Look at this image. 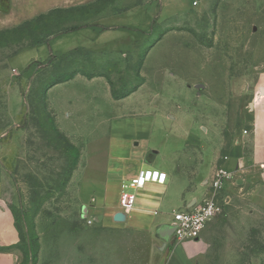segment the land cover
I'll return each instance as SVG.
<instances>
[{
    "label": "rangeland",
    "instance_id": "obj_1",
    "mask_svg": "<svg viewBox=\"0 0 264 264\" xmlns=\"http://www.w3.org/2000/svg\"><path fill=\"white\" fill-rule=\"evenodd\" d=\"M133 1H163L165 17L189 14L176 20L174 35L182 47L197 53L192 56L197 61L192 67L187 62L177 67L197 75L196 82L206 87L188 93L175 86L172 91L183 101L187 120L182 122L183 128L187 130L192 120L201 135L209 134L216 171L223 166L230 146L243 139L247 113L262 86L264 0H195L194 5L200 2L195 7L193 0ZM120 2L130 4L132 0ZM85 14L57 12L30 27L0 32V157L7 174L4 198L19 226L17 242L0 244V264H33L37 255V264H109L116 259L110 252L115 245L119 264L149 263L152 238L88 222L77 182L76 150H80L69 138L67 143L55 133L42 99L49 83L77 73L104 74L117 92L129 90L140 81V59L72 52L38 64L29 74H17L9 64L20 47L84 20ZM164 29L156 25L154 36ZM161 52L151 58L146 71L166 64V53ZM179 53L185 58L181 50ZM243 143L248 157L251 142ZM251 165L247 160L231 173L221 193V211L200 236L204 242L199 264H264V167ZM246 182L259 185L257 196L250 194L251 187L244 190ZM205 232L210 235L205 237Z\"/></svg>",
    "mask_w": 264,
    "mask_h": 264
},
{
    "label": "crops",
    "instance_id": "obj_2",
    "mask_svg": "<svg viewBox=\"0 0 264 264\" xmlns=\"http://www.w3.org/2000/svg\"><path fill=\"white\" fill-rule=\"evenodd\" d=\"M194 1L193 7L200 3L194 5ZM151 2L0 0V31L57 12L86 13L84 20L49 34L41 43L20 47L9 58L10 67L17 74H29L38 69V64L48 63L52 56L58 59L75 51L105 58L140 59L137 72L140 81L129 90L117 92L112 80L104 74L89 77L77 73L47 90V106L60 130L80 150L77 182L87 220L114 232L139 233L152 238L148 264H199L204 237L176 242L172 235L173 216L177 210L195 206L207 196L216 167L215 150L207 140L209 134L201 135L192 120L187 130L183 128L182 122L187 121L183 101L172 90L179 86L180 91L192 93L206 85L196 82L197 75L177 67L185 62L192 67L197 61L193 62L194 52L183 48L179 37L174 35L176 20L189 14L180 12L165 17L163 1ZM156 25L165 28L159 36H154ZM160 50L166 53V64L159 70L146 71L151 58ZM186 56H191L188 60L192 61L186 60ZM260 82V92L246 116L247 133L230 146L223 164L231 173L247 160L252 164L250 167H264V73ZM243 140L251 142L248 157ZM144 168L166 172V181L132 188L130 181ZM228 182L229 179L224 188ZM247 183L253 189L250 194L257 196L259 185L252 187L251 182ZM6 185V167L0 157V244L3 245L19 240L14 215L7 211ZM126 189L136 193V203L126 220L119 222L114 216L121 211L120 196ZM175 242L178 244L172 246ZM110 250L112 259H116L109 264H119L117 245Z\"/></svg>",
    "mask_w": 264,
    "mask_h": 264
},
{
    "label": "built area",
    "instance_id": "obj_3",
    "mask_svg": "<svg viewBox=\"0 0 264 264\" xmlns=\"http://www.w3.org/2000/svg\"><path fill=\"white\" fill-rule=\"evenodd\" d=\"M226 158L227 156H225ZM230 177L231 172L220 166L214 173L207 196L197 205L177 210L174 213V231L172 235L176 242L181 243L200 238L204 228L221 211V193L225 181ZM166 179V172L154 168H144L130 181L129 185L134 189H139L149 182L164 183ZM135 203L136 193L123 190L120 196V207L126 216L134 209ZM88 222L92 223V220Z\"/></svg>",
    "mask_w": 264,
    "mask_h": 264
},
{
    "label": "trees",
    "instance_id": "obj_4",
    "mask_svg": "<svg viewBox=\"0 0 264 264\" xmlns=\"http://www.w3.org/2000/svg\"><path fill=\"white\" fill-rule=\"evenodd\" d=\"M45 16H40V17H38L37 19H35L34 21H27V22H24L23 24H21V25H19V26H17V27H14V28H10V29H6V30H3V31H0V32H2V33H9V32H12V31H17V30H21V29H24V28H26V27H30L32 24L34 25V23H35V21H39V19H42V18H44ZM42 41L41 40H38V41H34V43L33 44H35V43H41ZM76 52V51H75ZM53 60V56H52V58L50 59V61H52ZM49 62V61H48ZM75 75V74H74ZM74 75H72V76H68V77H66V78H61V79H58V80H54V81H52L51 83H49L47 86H46V88L44 89V92H43V95H42V99H43V105H44V107H45V109H46V111H47V113H48V116H49V121L51 122V124H52V128H53V130L55 131V133H57V135L60 137V138H62L63 140H65L67 143H68V139H67V137L58 129V127L55 125V123H54V120L52 119V116L50 115V113H49V111H48V106H47V90L51 87V86H53V85H55V84H58V83H62V82H65V81H67V80H69L70 78H72ZM86 76H89V77H91V76H93V75H86ZM115 94V93H114ZM116 95V97H117V93L115 94ZM70 146V148H72V149H75L74 148V146H72V145H69ZM79 157H80V152L78 151V149L76 150V163L78 162V160H79ZM77 165V164H76ZM17 227L19 228V226L17 225ZM20 230V229H19ZM20 237H21V233H20ZM40 248V247H39ZM39 248H38V251H39ZM39 253V252H38ZM37 262H38V255L34 258V262H33V264H37Z\"/></svg>",
    "mask_w": 264,
    "mask_h": 264
},
{
    "label": "water",
    "instance_id": "obj_5",
    "mask_svg": "<svg viewBox=\"0 0 264 264\" xmlns=\"http://www.w3.org/2000/svg\"><path fill=\"white\" fill-rule=\"evenodd\" d=\"M248 186H249V183L246 184L245 189H247ZM114 219L116 221H119V222L125 221L126 220V214L123 213L122 211H119L115 214ZM172 228L174 229V226Z\"/></svg>",
    "mask_w": 264,
    "mask_h": 264
}]
</instances>
